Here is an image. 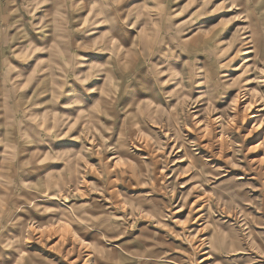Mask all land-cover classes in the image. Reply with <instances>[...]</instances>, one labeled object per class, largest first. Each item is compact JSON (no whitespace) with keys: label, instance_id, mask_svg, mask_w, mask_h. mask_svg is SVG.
Returning <instances> with one entry per match:
<instances>
[{"label":"rangeland","instance_id":"1","mask_svg":"<svg viewBox=\"0 0 264 264\" xmlns=\"http://www.w3.org/2000/svg\"><path fill=\"white\" fill-rule=\"evenodd\" d=\"M95 1L0 0V264H264V0ZM141 26L115 71L134 96L93 111L115 60L93 36ZM34 44L60 72L24 94Z\"/></svg>","mask_w":264,"mask_h":264},{"label":"bare ground","instance_id":"2","mask_svg":"<svg viewBox=\"0 0 264 264\" xmlns=\"http://www.w3.org/2000/svg\"><path fill=\"white\" fill-rule=\"evenodd\" d=\"M115 2V1H114ZM93 4L96 5V10H95V13L98 14V15H101L102 13L105 14L107 20L111 17H108V13L106 12V9H107V5L104 3V1L102 0H96L95 2H92ZM132 3L133 2H130L128 3V5L123 9H117L115 8L112 15H115L118 11H123V10H127L126 13H130L133 8H132ZM90 8V7H89ZM89 8L87 9V12L89 13L90 10ZM55 16V15H54ZM53 16V17H54ZM56 17V16H55ZM54 18H51V21L53 20ZM101 21V19H97L95 22H99ZM113 22V20L111 19V23ZM133 24V23H132ZM136 24V22H135ZM141 23H139L138 25L140 26ZM114 25V23L112 24V26ZM128 25V24H127ZM126 26V24H125ZM116 27V26H115ZM135 32L134 34H126L125 36H121L119 35L120 32L116 29V32H113V34L111 35H108V34H105L103 35L102 33L99 32V35L94 37V41H95V38H96V44L98 45L100 43V46H103L104 47V50H109L110 52L114 51L113 52V56L110 54L109 55V58L110 57H115V60L112 62L111 60L110 61H106L104 63H101L99 65H95V71L93 72L95 74V78L97 80V83H99V86L96 88V93L94 94V96L92 97H96L97 99L94 100V106L92 108L93 111H96L98 110L97 107L100 108V110L104 108V105H105V101H106V97L109 95V94H115L119 91V89L121 91L124 90V88H129L130 90V95L134 96V92H133V83L132 81L134 80V76L132 74H129V75H125V77H130L131 81L129 80V82L123 84L121 82L122 81V74L121 75H117V72L116 69H117V60L121 58L122 62H121V65H123V63L125 62V60H128L127 58H129V56H132L133 55V52H132V48L136 45L137 41H141L142 40V34H143V26L139 27V28H136V31H133ZM252 35V34H251ZM89 39V38H88ZM120 41V43H117L116 41ZM126 42V43H125ZM252 46V45H251ZM142 47H144V45H142ZM101 48V47H100ZM162 50V49H161ZM165 51V50H164ZM163 52V51H161ZM97 55H101V53H99V51H95L94 52V56L96 57ZM133 57V56H132ZM160 61V60H159ZM120 68V67H119ZM135 69V68H134ZM89 71H91L89 69ZM136 71V70H135ZM134 71V72H135ZM119 73V72H118ZM213 73V72H212ZM211 73V74H212ZM127 74V73H126ZM139 75V74H138ZM137 76V74H136ZM145 76H143L142 78H144ZM170 81V80H169ZM92 82V81H91ZM179 83V82H178ZM140 84V82H139ZM137 84V85H139ZM86 84H84L85 86ZM123 85V86H122ZM173 86V89H174V86L176 85H171V87ZM167 91V93L169 94L170 93V96L171 97H174L177 101L179 95L176 93V89L175 91ZM85 92H87V90L85 89ZM85 97V96H84ZM89 98L91 97H85V100L83 101L84 102V105L87 106V105H91L93 102L92 100H90ZM110 106V105H109ZM151 108V104L150 105H147L145 107V109L147 111H150L149 109ZM111 107H108L106 106L104 108L103 111H108L110 113V110ZM158 111V107L156 109ZM99 111V110H98ZM218 118V117H217ZM156 122V121H155ZM144 124V123H143ZM217 124V123H216ZM224 127V126H223ZM203 128V127H202ZM139 129V128H137ZM131 130V129H130ZM207 130V128H206ZM204 132V131H203ZM202 132V133H203ZM219 139V138H218ZM263 145H264V142H261ZM86 213L90 216L91 212L87 211L86 210ZM98 220V219H97ZM84 221V226L85 228H88L89 227V224H90V221L91 219L89 220V217H87L85 220H82ZM92 224V223H91ZM95 225L98 226V229L99 231L101 230L100 228V225L95 223ZM94 226V225H93ZM95 228V227H94ZM102 236L103 237H106L105 234H104V231L102 232ZM116 245V244H115ZM116 248V246H115ZM210 249L207 251L209 253Z\"/></svg>","mask_w":264,"mask_h":264},{"label":"crops","instance_id":"3","mask_svg":"<svg viewBox=\"0 0 264 264\" xmlns=\"http://www.w3.org/2000/svg\"><path fill=\"white\" fill-rule=\"evenodd\" d=\"M55 22H56V20H55ZM55 22H54V25H55ZM57 25H58V23H57ZM57 25H55V29H57ZM56 35L59 38L58 32L57 33L54 32V36L55 37H56ZM88 37L89 36L86 35V33H83V35H81V37L80 36L79 37H76L75 38V41H77L78 39H84V40H86V39H88ZM51 40H53V33H52ZM36 46H37V44H34V45L31 46L30 49L21 50L24 53H30L29 59L26 61V64L28 66V69H27V71H25V73H22V69H23V66H24L23 63L22 64L21 63L16 64V62H18V61H12V64H16V65L12 66V64H10L11 65V68H10V70H11V76H9L8 80L10 82H12L13 84H15L14 86H12V87H15V89L21 90L23 88V86H24V90H23L24 94H30V93L32 94L38 88H43L42 86H39V84H38L39 83V78H40L39 77L40 75L38 73H41L44 76H47V75H49V72H51V69H52V74L53 75L59 74V72H60L59 69H57V67H56L57 63H59V62H57V60H54L53 61V64H52V60L51 61H48L47 60V61H44V62L43 61H40L39 62L38 61V59H39L38 56L31 55L33 52L37 53V51H35L36 50ZM43 54L44 53H42V55H40L41 58L46 56V55H43ZM47 55H49L48 54V51H47ZM9 62H10V60H9ZM21 65H23V66H21ZM2 66H4V64ZM2 66H0V67H2ZM57 66H59V65H57ZM12 67H13V70H12ZM76 69H79V67L74 68L73 73L74 72H78V71H76ZM22 74H24L26 76L29 74L28 77H27V79H26V81L24 83H23V80L22 79H20L19 81H15V79L22 78ZM14 77H17V78L14 79ZM55 77H56V79L51 80L52 81L51 82V85H54L51 88H54V92H55V94H57V97H58L61 93L57 91V88L59 87V85L63 81L61 82V80L59 79V76H58V78H57V76H55ZM3 78H4V75L1 74L0 75V103L2 104V106L4 108V118H3V120H4L5 124L7 125V124H9V120L12 119V118H10L12 116H10L9 114H6L5 113V111H6L5 106H6L7 100L4 97H5V91L7 90V88L9 86H7V81L5 79H3ZM17 87H19V88H17ZM78 90H79V94L81 95L82 94V92L80 91L81 88L78 87ZM69 97L67 96L65 100L67 101L68 99H70ZM76 97H78V95ZM82 101L83 100H81V103H82ZM54 119H55V117H54ZM23 130H25V128ZM8 155L9 154H7V156ZM4 158L0 157V162ZM2 167H4V166L1 165V163H0V171H1Z\"/></svg>","mask_w":264,"mask_h":264}]
</instances>
